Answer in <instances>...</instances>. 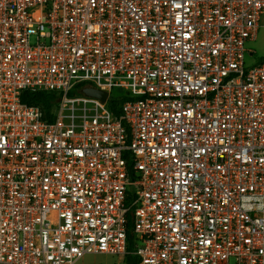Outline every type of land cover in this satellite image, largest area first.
I'll return each instance as SVG.
<instances>
[{
	"label": "built area",
	"instance_id": "built-area-1",
	"mask_svg": "<svg viewBox=\"0 0 264 264\" xmlns=\"http://www.w3.org/2000/svg\"><path fill=\"white\" fill-rule=\"evenodd\" d=\"M263 20L264 0H0V264L123 258L129 220L138 264H264ZM24 92L59 97L46 117Z\"/></svg>",
	"mask_w": 264,
	"mask_h": 264
},
{
	"label": "trees",
	"instance_id": "trees-1",
	"mask_svg": "<svg viewBox=\"0 0 264 264\" xmlns=\"http://www.w3.org/2000/svg\"><path fill=\"white\" fill-rule=\"evenodd\" d=\"M88 87L87 83H79L76 84L69 92V95H76L78 93H82V91ZM59 94L55 92H24L21 96V102L27 105L37 106L41 109V111L49 117L50 112L56 105V100L58 99ZM127 98L124 96L121 97H110L108 101V109L114 115H119L120 113V105ZM132 224L129 220L128 230H127V241L128 247L127 252L123 257L124 264H138L139 259L136 255L133 254L135 249V237L132 232Z\"/></svg>",
	"mask_w": 264,
	"mask_h": 264
},
{
	"label": "rangeland",
	"instance_id": "rangeland-1",
	"mask_svg": "<svg viewBox=\"0 0 264 264\" xmlns=\"http://www.w3.org/2000/svg\"><path fill=\"white\" fill-rule=\"evenodd\" d=\"M246 48L254 52L253 58L247 57V63L264 58V20L257 31L254 41L246 44ZM119 89H115L112 94H120ZM73 264H124L123 258L107 254H86L76 260Z\"/></svg>",
	"mask_w": 264,
	"mask_h": 264
},
{
	"label": "water",
	"instance_id": "water-1",
	"mask_svg": "<svg viewBox=\"0 0 264 264\" xmlns=\"http://www.w3.org/2000/svg\"><path fill=\"white\" fill-rule=\"evenodd\" d=\"M82 93L85 96H89L92 98H97L100 99L101 101H105V99L107 98V94L103 91H100L98 89L95 88H85Z\"/></svg>",
	"mask_w": 264,
	"mask_h": 264
}]
</instances>
